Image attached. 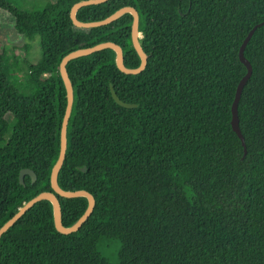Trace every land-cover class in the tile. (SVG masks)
I'll return each mask as SVG.
<instances>
[{"label": "trees", "instance_id": "obj_1", "mask_svg": "<svg viewBox=\"0 0 264 264\" xmlns=\"http://www.w3.org/2000/svg\"><path fill=\"white\" fill-rule=\"evenodd\" d=\"M83 1L49 0L29 11L0 0V14L13 20L0 39V229L53 192L68 103L62 60L112 42L127 68L141 66L133 16L78 29L71 11ZM125 7L139 12L146 69L122 73L112 49L67 65L75 100L58 183L92 194L94 212L64 235L53 204L37 203L1 238L0 264H264V26L245 49L253 67L238 105L246 147L232 127L247 74L240 49L264 22V0H110L81 8L77 19L100 22ZM37 38L41 59L21 65L17 52L27 54ZM19 76L28 94L15 87ZM112 90L136 107L119 105ZM25 169L35 183L26 176L21 185ZM57 197L71 228L89 201Z\"/></svg>", "mask_w": 264, "mask_h": 264}, {"label": "water", "instance_id": "obj_2", "mask_svg": "<svg viewBox=\"0 0 264 264\" xmlns=\"http://www.w3.org/2000/svg\"><path fill=\"white\" fill-rule=\"evenodd\" d=\"M110 0H87L83 1L80 3H77L71 11V19L73 21V24L78 28V29H93V28H100L104 27L107 25L112 24L119 18H121L123 15L126 14H131L133 16V25H132V42L133 46L136 49L138 55L140 56L141 59V66L138 69H129L125 66V58H124V51L123 49L112 42H107V43H102L97 46L91 47V48H86V49H80L77 51H74L67 55L63 60L60 65V73L61 77L64 81L66 91H67V109L63 118L62 122V128H61V147H60V155L59 158L53 168L52 174H51V184L53 188V192H43L28 203H26L19 211L18 213L11 219L9 220L1 229H0V240L3 237L4 234H6L12 227H14L18 221L22 220V217L27 214V212L32 209L37 203L48 200L53 204L54 208V221H55V226L58 232L64 235H70L73 233H76L81 230L83 225L89 220L91 215L94 212L95 206H96V200L95 197L90 194L87 191H75V192H70V191H64L60 188L59 183H58V177L59 173L64 165L66 155H67V147H68V127L70 123V119L72 116L73 112V107H74V100H75V94H74V87L71 82V79L69 77L68 71H67V65L70 61L81 58V57H87L90 55H93L97 52L106 50V49H112L116 52L117 58H116V63L118 69L127 75H138L141 74L147 67L148 65V56L143 50L140 39H142V34L139 31L140 27V15L139 12L133 8V7H125L119 11H117L115 14L110 16L109 18L100 21V22H90V23H83L80 22L77 19V13L78 11L87 6H92V5H100L108 2ZM264 26V22L255 26L245 39L241 49H240V60L241 62L245 65L247 68V74L245 77H243L242 81L240 82L238 89H237V94H236V99L233 104L232 112H233V119H232V127L234 132L238 135V137L242 140V143L244 147H246L245 143V138L241 132L240 129V121H239V116H238V105L239 101L241 99L243 90L245 86L247 85L250 77H252L253 74V67L251 63L246 59L245 57V49L252 39L254 33L259 27ZM112 95L115 99V101L121 105L122 107L125 108H132L136 107V105H131L124 103L119 99L117 94L115 93L114 90H112ZM86 172V169L83 170ZM26 176H30L32 178V182L35 183L37 181V175L35 172L29 169H25L21 172L20 175V183L21 185H25V178ZM58 196L62 198H67V199H74V198H86L89 201V206L85 214L80 218V220L76 223L71 228H66L63 225L62 220V207L61 203L58 199Z\"/></svg>", "mask_w": 264, "mask_h": 264}, {"label": "rangeland", "instance_id": "obj_3", "mask_svg": "<svg viewBox=\"0 0 264 264\" xmlns=\"http://www.w3.org/2000/svg\"><path fill=\"white\" fill-rule=\"evenodd\" d=\"M14 6H16L18 9L23 10H33V9H43L49 0H9ZM13 24L12 18L6 14L2 13L0 14V39L5 36V34L11 29ZM18 42L15 36H12L11 38V44L8 46L10 48V54L13 53V43ZM31 47L29 52L26 54L23 52L22 48L19 49V54L17 55V62H19L21 65H23V62L25 60H29L31 63H36L41 59L42 56V50L40 46V40L37 38L34 41L28 42ZM18 47H22L23 44L17 43ZM12 74V73H11ZM16 81V82H15ZM15 82V87L20 90L21 92L28 94L29 91L26 90L25 86L21 85V83L25 82V79H23L22 76H19V80L17 81V78L13 80ZM20 82V83H19Z\"/></svg>", "mask_w": 264, "mask_h": 264}]
</instances>
